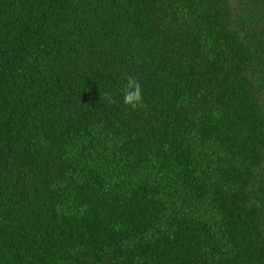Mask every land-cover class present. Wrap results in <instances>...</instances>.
Wrapping results in <instances>:
<instances>
[{"label":"trees","instance_id":"16d2710c","mask_svg":"<svg viewBox=\"0 0 264 264\" xmlns=\"http://www.w3.org/2000/svg\"><path fill=\"white\" fill-rule=\"evenodd\" d=\"M0 264H264V0H0Z\"/></svg>","mask_w":264,"mask_h":264},{"label":"clouds","instance_id":"9594fccd","mask_svg":"<svg viewBox=\"0 0 264 264\" xmlns=\"http://www.w3.org/2000/svg\"><path fill=\"white\" fill-rule=\"evenodd\" d=\"M125 81L121 89L123 105L132 110L143 108L142 87L139 81L132 76L125 77ZM105 98L109 104L114 102L111 95H106Z\"/></svg>","mask_w":264,"mask_h":264}]
</instances>
